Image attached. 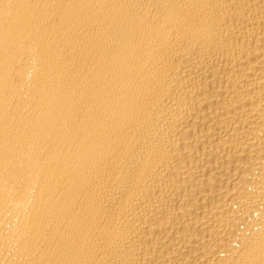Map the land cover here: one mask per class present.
I'll return each mask as SVG.
<instances>
[{"label": "bare ground", "instance_id": "obj_1", "mask_svg": "<svg viewBox=\"0 0 264 264\" xmlns=\"http://www.w3.org/2000/svg\"><path fill=\"white\" fill-rule=\"evenodd\" d=\"M0 264H264V0H0Z\"/></svg>", "mask_w": 264, "mask_h": 264}]
</instances>
